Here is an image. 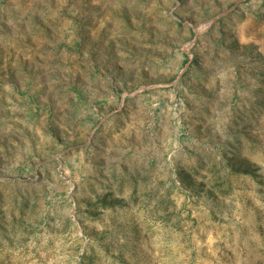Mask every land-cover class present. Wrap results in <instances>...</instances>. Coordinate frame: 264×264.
<instances>
[{
    "label": "rangeland",
    "instance_id": "obj_1",
    "mask_svg": "<svg viewBox=\"0 0 264 264\" xmlns=\"http://www.w3.org/2000/svg\"><path fill=\"white\" fill-rule=\"evenodd\" d=\"M0 264H264V0H0Z\"/></svg>",
    "mask_w": 264,
    "mask_h": 264
}]
</instances>
